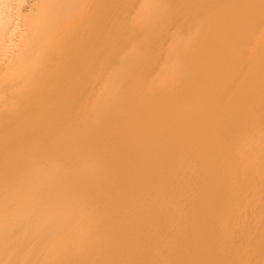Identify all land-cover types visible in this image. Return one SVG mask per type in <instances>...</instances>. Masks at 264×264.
Masks as SVG:
<instances>
[{"label": "bare ground", "instance_id": "6f19581e", "mask_svg": "<svg viewBox=\"0 0 264 264\" xmlns=\"http://www.w3.org/2000/svg\"><path fill=\"white\" fill-rule=\"evenodd\" d=\"M44 1L0 0V93L5 95L0 111H21L0 123V137L10 134L0 145V158L7 151H14L17 161L25 155L34 135L17 136L25 126L32 132L39 125L43 130L65 126L49 149V164L40 169V161L34 162L33 176L27 174L28 180L20 179L22 188L16 187L31 197L19 195L17 204L11 199L20 210L13 208L17 215H10L19 221L31 216L25 231L32 235L35 252L22 247L35 256L34 262L264 264V0H201L193 9L196 26H178L180 38L195 30L186 42L178 39V30H169L167 36L177 34L178 41L172 40V50L165 45L170 52L164 50L169 57L161 66L164 56L148 44L141 47L155 54L138 49L139 59L149 56L139 68L142 60L132 63V38L121 49L112 42L96 56L101 75L92 81L100 89L85 129L67 125L78 97L74 85L54 98L43 118L39 106L24 107L42 92L47 68L56 62V49L48 51L45 45L55 17L85 2L47 0L44 13H36ZM169 1L161 9L169 11ZM150 5L143 8L147 17L158 11L160 18L157 5V11ZM151 21L159 28L160 22ZM145 22L139 30L150 33ZM160 47V52L167 49ZM40 62V75L31 81L35 92L13 91L14 82L29 78L31 66ZM71 64L72 59L60 68L61 79L76 74ZM130 66L135 72H128L132 76L127 79L121 74ZM14 158L6 163L10 169ZM5 168L1 161L0 172ZM3 199L4 207L10 199Z\"/></svg>", "mask_w": 264, "mask_h": 264}, {"label": "rangeland", "instance_id": "374dc122", "mask_svg": "<svg viewBox=\"0 0 264 264\" xmlns=\"http://www.w3.org/2000/svg\"><path fill=\"white\" fill-rule=\"evenodd\" d=\"M164 1L165 0H160V3H157V1H152L154 2L153 4H151L153 6V8H157L161 13H160V18L159 16H157L156 14H158L159 12L157 11V9H152L150 11V13H152L151 11H157L156 14L154 15L153 12L152 14H150V18L147 17V15L145 14V9L147 10V8L145 5H150L151 0H85V2L82 4V6H80L78 8V10H73L70 14L66 15L64 12L59 13L56 17H55V21H54V28L53 31H51V33L49 34V37L47 39V41L45 42L46 45V49L48 51L52 50V49H56V59L54 63H52L50 65V68H47V80L44 82V85L40 84V88L42 89V92H37L36 95L34 93L35 96L32 97V99L26 103L24 105V107H27L26 105H31V104H35L37 106L40 107V109H38L39 114L41 115L40 118H43L45 116H47V114L49 113V108H50V103L54 102V98H57L59 95L62 94H68L70 92V89L73 87H76V91L78 93V97H76V100H72V106L70 108V112H68L67 114V125L68 126H73V127H81L82 128H87L90 126L91 122H92V116L90 114V110H93V108L96 106V102L95 100L97 99L96 95V91L100 89V86L97 83H94L92 81L93 77H99L96 75H101V74H97V71L99 69V61L96 60V56L98 54H100L102 51H104L106 49V47L108 46H112V42L114 43V45L116 46L117 49H121L122 47H124V45H129L130 42H128V40H130L132 38V44L135 42L136 47L134 46V50L136 49V53H132V55L134 54V56H136L135 54H137V56L140 58V54L143 48L141 46H146L148 44V48L152 49L154 52L161 54L160 57H162V55L165 57H163L162 59L159 57V59H161L160 66L162 63V60L167 59V57H169L168 52H170V50L173 49V46L175 44H172V40L174 42L175 38H178L177 36L179 35L178 39H181V43L184 41L186 42L187 38H190L189 35L193 30L192 29H188V30H192L191 32H188L187 34L182 33V36L180 38V34H181V29H178L179 25H184L185 28L191 24V26H193L195 24L194 21H197L194 17V10H196V6L198 5L197 3L201 2V0H171V4L170 1L168 3V8L170 9L169 11H167L166 9L163 10L164 7H166V5H164ZM168 2V0H166ZM147 2L145 5L144 3ZM159 2V1H158ZM130 9L127 11H124L125 6L130 4ZM154 4L157 5V7H154ZM158 4H161L160 7L158 6ZM167 4V3H165ZM169 4L171 5L169 7ZM150 5V6H151ZM59 7L61 6L58 5ZM149 6V7H150ZM163 6V8L161 9V7ZM47 7V0L44 1L43 6H41V8H36V13H41L46 10ZM148 7V6H147ZM144 8V10H143ZM194 9V10H193ZM41 10V11H40ZM163 10V12H162ZM166 10V11H165ZM165 11V15L164 14ZM146 13H148V11H146ZM169 13V14H168ZM149 14V13H148ZM162 14V15H161ZM152 15V16H151ZM164 16H168V20L166 18V22H165V17ZM155 17V18H154ZM157 17V18H156ZM186 17V18H185ZM155 21L156 19V25L158 24V22H160L159 20H161L162 23L160 26L157 25V27L159 28H155V24L154 26L151 25L150 21ZM164 18V19H163ZM181 18V19H180ZM180 19V20H179ZM183 20V21H182ZM149 25H151V31L150 33H153L156 36V39L154 37L153 34L150 33H146L149 37H151V39L145 34L146 29H143L142 31L139 30V27L141 25V22ZM151 21V22H152ZM154 23V22H153ZM180 23V24H178ZM194 23V24H193ZM145 24V25H146ZM144 25V24H142ZM149 25H147L146 27L149 29ZM175 25V26H174ZM196 26V25H194ZM153 27V29H152ZM145 28V27H144ZM169 28V29H167ZM172 28V30H171ZM183 28V27H182ZM192 28V27H190ZM163 29V30H162ZM145 30V31H144ZM153 30V31H152ZM173 30L174 32H177L176 36L174 37V35H171V38L169 34H171V32ZM187 30V29H185ZM149 31V30H147ZM162 31V32H161ZM141 32V33H139ZM145 36H144V34ZM161 32V33H160ZM170 32V33H169ZM183 32H185L183 30ZM195 32V30H194ZM164 33V34H163ZM143 35L145 38L139 36ZM163 34V36L160 35ZM191 34V36H192ZM168 37V38H166ZM168 35V36H167ZM188 37H187V36ZM160 38H164V40L166 39L167 42H170L169 39L171 40L170 43H166L164 42V40H158ZM157 40V41H155ZM174 39H173V38ZM182 37H184L185 40L182 39ZM140 38V39H139ZM141 38H143L141 40ZM138 39V40H137ZM147 39H149L147 41ZM176 43L177 44V41ZM140 40V41H139ZM152 41V42H151ZM154 41V42H153ZM180 41V40H179ZM139 42H143L145 43L143 45L139 44ZM158 43L156 45H154L155 43ZM162 43V44H161ZM163 43H165L163 45ZM179 43V42H178ZM153 44V46H151ZM161 44L162 47H167V49H163L162 52H160V49L157 46ZM170 44V45H169ZM141 48H139L138 47ZM168 45V46H165ZM179 45V44H178ZM87 46V47H86ZM151 46V47H149ZM171 46V47H170ZM85 47V48H84ZM154 47V49L152 48ZM160 47V48H162ZM176 47V45H175ZM174 47V52H176L177 49H175ZM178 47V46H177ZM148 48H144L145 52L148 50ZM156 48V49H155ZM172 48V49H171ZM83 49V50H82ZM138 49L139 51L141 50L140 53H138ZM164 50H168V52H164ZM145 52L142 54H145ZM149 52V50H148ZM154 52L150 51V54H155ZM165 53V54H164ZM173 51H171L170 54H172ZM146 54H149L146 52ZM149 54V56H150ZM168 54V55H167ZM175 54V53H173ZM170 55L171 57L173 56ZM167 55V57L165 56ZM136 56L135 60L137 59V62L142 60L143 58H145L144 60L147 62L149 56L143 57L141 59H139ZM143 56V55H142ZM133 57V56H132ZM72 59V64L73 67L75 68L76 74H73L72 76H70L67 79H61V74L60 71L63 66H65V64L69 63L70 65V61ZM142 60V61H144ZM140 61L141 64L136 65V62H132L133 64H135L136 66L140 65L141 67L144 65V63H146L145 61L142 62ZM160 61V60H159ZM109 62V61H108ZM121 62V61H120ZM131 62V61H130ZM164 62V61H163ZM139 63V62H138ZM137 63V64H138ZM71 64V65H72ZM90 64V65H89ZM143 64V65H142ZM68 65V66H69ZM120 65V63H119ZM134 65V69L135 71H137L136 66ZM122 66V64H121ZM133 66V65H132ZM130 66V69L127 70L128 72H135L133 67ZM129 67V65H128ZM43 68V64L40 63H34L31 68H30V74H29V78L27 79H22L21 81H16L14 82V89L13 91H15L16 93H30L33 92L35 89V86L32 85L31 81L33 79H36L37 77H39L40 72ZM107 68V67H106ZM105 68V69H106ZM118 68H121L118 66ZM157 70L158 65H157ZM60 69V70H59ZM104 69V70H105ZM133 69V70H132ZM123 71V70H122ZM121 71V72H122ZM124 72H126V67L124 68ZM122 72L121 75L126 76L125 78L129 79L130 73H124ZM124 78V77H123ZM35 92V91H34ZM5 100V95L3 96L2 93H0V103H2ZM21 114V111L17 110V109H12V110H7V111H0V123L3 124H7L11 118H14L16 116H19ZM39 127V130L37 131H31V127L29 126H25L23 128H21L16 134L19 137H29L30 134H34L32 137V139L30 140L26 151L24 152L25 155L19 160L17 161L14 158V151L11 152H4V155L1 156L0 158V162L2 161L3 163H5V169L3 170V172H0V196L3 199V197H5V199H3V202H5L7 200H9V206L12 207L11 209H8V204H4V207L6 206V208L2 206L4 209H2V211L0 210V264H36L37 259L35 260V256L30 257L29 256V251H33L35 252V249L30 248L31 245L33 246V241H32V235L30 232H26L25 231V227L27 224V219H31L30 217H26L25 220L26 221H19V219L17 220L14 215H10L13 212L20 210V203L15 206L18 202L21 201V197L23 194V196H30V191L27 190V192L25 191V189H17L18 188H22L21 187V183L25 180H28L31 176H33L32 174L30 175L29 172L34 173L33 171V163L36 161H40L41 166L40 169H44L50 162L51 160V155L49 153V149L55 145V143L58 141L57 139H60L62 137V135L64 134L63 132L65 131V126H59L56 125L54 126H49L47 127L45 130H43V128L39 125L37 126ZM50 130L52 131L50 133ZM50 133V135H48ZM10 137V134H3L0 137V145L6 141L8 138ZM11 158H14V165L11 166H7L9 165ZM19 163H17V162ZM7 163V165H6ZM17 164V165H16ZM18 164L20 166H18ZM29 164V165H27ZM23 165V167H22ZM26 166V169L24 170ZM17 166L18 169L17 170ZM30 167L31 169L29 170ZM8 168V170H7ZM13 168V170H12ZM21 168V169H20ZM7 170V171H6ZM11 172V176H9L7 173ZM7 174V175H6ZM24 174V175H23ZM26 174V175H25ZM29 174V176L27 175ZM14 175V176H13ZM22 176V177H20ZM28 176V177H27ZM20 177V178H19ZM26 177V178H25ZM24 178V179H23ZM20 179H23L20 180ZM17 181V182H16ZM21 181V182H20ZM20 182V183H19ZM19 183V184H18ZM24 183V182H23ZM7 184V185H6ZM17 184V185H16ZM16 185V186H15ZM20 185V187H19ZM23 185V184H22ZM14 188V189H13ZM10 189V190H9ZM6 190V191H5ZM9 190V191H8ZM15 190V191H14ZM26 194H25V192ZM10 192V193H9ZM12 192V193H11ZM21 192V193H20ZM29 192V193H28ZM28 194V195H27ZM20 195V196H19ZM16 196L18 198H16ZM11 197V198H10ZM15 197V198H14ZM9 198V199H8ZM16 200L15 203L14 201ZM17 199H19L17 201ZM5 202V203H7ZM12 203V204H11ZM14 205V206H12ZM13 208H17L15 209V211H12ZM6 211L7 215L9 214L11 218L15 217L14 220L17 221H12V219L9 221V216L5 215L6 213L3 211ZM9 211H12L11 213ZM5 213V214H4ZM15 215L16 212L14 213ZM5 216V217H4ZM4 217V218H3ZM8 217V218H6ZM8 220V221H7ZM32 220V219H31ZM29 221V220H28ZM24 222V223H23ZM24 232V233H23ZM23 233V234H22ZM21 243V244H20ZM24 243V245H22ZM26 244V245H25ZM22 246H26L29 247L30 250L27 251L24 249V247ZM32 249V250H31ZM27 251V252H26ZM37 254V253H35ZM39 257L38 255H36V258ZM47 260L48 258H46V262L45 264H47Z\"/></svg>", "mask_w": 264, "mask_h": 264}]
</instances>
